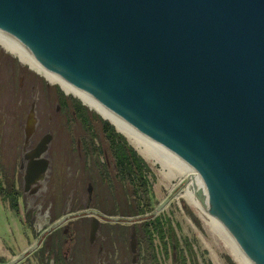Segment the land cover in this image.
Here are the masks:
<instances>
[{
    "label": "water",
    "instance_id": "obj_1",
    "mask_svg": "<svg viewBox=\"0 0 264 264\" xmlns=\"http://www.w3.org/2000/svg\"><path fill=\"white\" fill-rule=\"evenodd\" d=\"M0 35L194 168L196 200L264 264V0H0Z\"/></svg>",
    "mask_w": 264,
    "mask_h": 264
},
{
    "label": "flooded vegetation",
    "instance_id": "obj_2",
    "mask_svg": "<svg viewBox=\"0 0 264 264\" xmlns=\"http://www.w3.org/2000/svg\"><path fill=\"white\" fill-rule=\"evenodd\" d=\"M2 46L0 43V70L5 58ZM16 61L21 60L19 58ZM56 105V110L66 114L70 130V119L67 116L70 107L60 103L58 94ZM29 106L21 111L22 114L26 113L25 121L20 122L19 127L23 142L19 156L17 152L14 156V161L18 159L19 165L0 170V199L3 204L11 206L10 193H20L17 200L20 213L17 214L19 217L21 205L25 206L24 221H30L31 228L27 224L25 227L32 235V240H25L19 251H9V257L0 254V264L10 263L20 256L21 259L15 264H142L141 259L148 264L143 245L146 219L139 217L143 215L139 212L143 204L140 206L138 201L134 202L131 216L122 213L121 201L117 205L121 211L105 212L98 207L97 203L101 199L112 197L111 190L117 197L121 193L118 185L126 184L116 174V166L108 149L104 148L103 154L97 157L83 147L80 136L79 144L86 163L74 173L71 165L63 166L64 177L58 182L55 179L57 186L51 188L55 137L50 124L45 126L39 120L37 113L40 110L35 97ZM31 113L37 120L33 127L28 124ZM49 119L53 120L51 115ZM102 155L106 160L101 158ZM32 168H35L33 172ZM70 183L72 186L69 188ZM5 193H9L6 199ZM114 196L113 199H116ZM113 217L120 219L115 220ZM127 217L135 219L129 221ZM60 219H64L61 224L48 230ZM133 234L137 237L136 250L131 244Z\"/></svg>",
    "mask_w": 264,
    "mask_h": 264
},
{
    "label": "rangeland",
    "instance_id": "obj_3",
    "mask_svg": "<svg viewBox=\"0 0 264 264\" xmlns=\"http://www.w3.org/2000/svg\"><path fill=\"white\" fill-rule=\"evenodd\" d=\"M2 49L5 52V58L3 67L0 70V170L11 169L14 167L13 165H19L18 159L14 161V156L16 152L19 156L23 142V135L19 131V127L20 122L25 121L26 113L22 114L21 111L28 109L30 107L29 104L35 97L37 108L40 110V113H37L39 120L45 126L50 124L51 131L55 137V163H53L51 169L53 174H50L53 177L51 188H55L57 186L55 179L58 182L64 177L63 166L71 165V171L74 173L80 170L86 163L82 147L79 144L80 136L85 135L86 132L79 121L73 122L69 130L66 114L60 110H56L57 90L55 89L58 86L63 90L60 84L50 83L45 76L40 75L27 63L21 61L15 62V60H19V56L11 54L3 46ZM67 95L74 96L72 93ZM74 97L78 96L75 95ZM87 107L89 110L99 114L95 109ZM71 111L72 109L70 108L67 116L70 115ZM50 115L52 116V121L49 119ZM100 117L103 118L101 115ZM100 127L101 122L95 120L93 122V129L95 132L100 133V136H98L99 143H104ZM127 139L133 145L128 137ZM133 146L138 151V148L135 145ZM139 154L147 161L152 173L149 177L152 188L149 199L150 205L147 207L146 213H144L150 215L160 202L176 188L180 180L186 179L188 176L183 170L178 169L179 171H177L175 177L168 178L163 173L160 162L152 157L146 159L140 152ZM101 158L106 160L104 155ZM71 186L72 184L70 183L69 188ZM118 186L121 189L120 195L114 196L115 193L111 190V193H113L112 197L107 196L108 199H101L97 203L98 207L105 212L110 210L121 211V209H118L119 206L117 207L121 201L123 203L122 213L126 216H131L133 214L131 212L132 206L135 202L133 188L128 184ZM184 193L185 189L180 190V193L171 199L160 213L171 217L179 235L182 238L186 237L194 244L201 264H205L204 261H210L212 264H238L232 254L231 242H229L227 235L217 229L211 223L210 218L202 215L199 206L189 201L184 196ZM113 196L116 199H113ZM21 206V215L19 217L23 218L22 221H20L17 211L9 206V204H3L0 199V254L7 257V252L11 250L19 251V248L23 246V242L25 244V240H32V235L29 234L25 227V224H27V227L31 228V223L28 220L24 221L25 206ZM188 209L193 215H196L199 224L189 215ZM177 223L180 227H177ZM158 255V258L162 260V264H174L171 249L167 257L162 254L160 249L158 250ZM141 260L142 264H146L144 259Z\"/></svg>",
    "mask_w": 264,
    "mask_h": 264
},
{
    "label": "trees",
    "instance_id": "obj_4",
    "mask_svg": "<svg viewBox=\"0 0 264 264\" xmlns=\"http://www.w3.org/2000/svg\"><path fill=\"white\" fill-rule=\"evenodd\" d=\"M56 90L60 103L72 109L70 115H68L70 124L76 121L82 123L86 132L82 136L83 147L89 153L96 154L97 157L103 154L104 148L108 149L109 156L116 166V174L133 188L135 202L138 201L140 206L143 204L139 212L146 213L147 207L150 205L149 199L152 189L151 180L149 179L152 173L147 161L129 143L124 133L117 131L115 125L109 119L101 118L99 114L89 110L78 97L67 95L58 86ZM95 120L101 122L100 131L103 134L104 143H99L98 136H100V133L95 132L93 129ZM19 194L18 192H14L13 195L10 193L12 197L10 205L17 213H20V207L17 203ZM7 195L9 193H5L4 199L7 198ZM187 211L198 223L196 215H193L189 209ZM177 227H180L178 223ZM143 231H145L143 239L144 256L148 264H162V260L158 258L159 249L166 257L171 249L174 264H201L194 244L186 237L184 239L179 235L171 217L164 216L162 213L152 216L145 220ZM204 263L212 264L210 261H204Z\"/></svg>",
    "mask_w": 264,
    "mask_h": 264
},
{
    "label": "bare ground",
    "instance_id": "obj_5",
    "mask_svg": "<svg viewBox=\"0 0 264 264\" xmlns=\"http://www.w3.org/2000/svg\"><path fill=\"white\" fill-rule=\"evenodd\" d=\"M0 43L8 49L10 53L14 55H18L20 60L23 63H27L30 65L31 68L36 70L40 75L47 77L50 83H58L62 86L64 90L67 91L68 94H74L79 96L85 104L93 107L94 109L98 110L104 117L109 118L114 125L117 127L119 131H122L130 140V142L135 145L139 152L146 158L149 159L150 157L156 159L162 165V170L165 176L168 178L175 177L177 175V171L183 170L187 176L190 177V185L185 189L184 196H186L189 201L199 206L200 212L202 215L207 216L210 218L211 223L220 231L225 233L229 238V242H231L232 254L235 257L238 264H253L249 256L245 254L241 246L238 242L235 241L229 230L223 226L221 221L211 214L207 212L196 200L195 192L193 187L191 186L192 182L199 181L198 172L195 171L194 168H191L187 162L183 159L176 157L167 149L163 148L161 145L157 144L150 138H147L141 131L137 128L130 125L123 117L116 115L110 109L103 105L99 101V99L84 90L74 86L70 81L65 79L62 76H58L48 68L43 67L39 62H37L32 56H30L26 51L15 48L9 41H7L3 36L0 35Z\"/></svg>",
    "mask_w": 264,
    "mask_h": 264
},
{
    "label": "crops",
    "instance_id": "obj_6",
    "mask_svg": "<svg viewBox=\"0 0 264 264\" xmlns=\"http://www.w3.org/2000/svg\"><path fill=\"white\" fill-rule=\"evenodd\" d=\"M6 255H8V257H9V255H10V252H7V253H6Z\"/></svg>",
    "mask_w": 264,
    "mask_h": 264
}]
</instances>
